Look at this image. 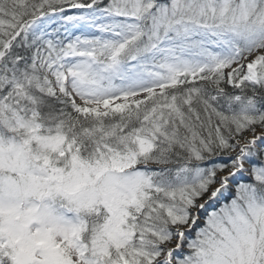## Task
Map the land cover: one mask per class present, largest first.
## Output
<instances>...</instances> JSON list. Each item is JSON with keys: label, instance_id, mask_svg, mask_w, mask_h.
Listing matches in <instances>:
<instances>
[{"label": "snow or ice", "instance_id": "1", "mask_svg": "<svg viewBox=\"0 0 264 264\" xmlns=\"http://www.w3.org/2000/svg\"><path fill=\"white\" fill-rule=\"evenodd\" d=\"M0 264H264V0H0Z\"/></svg>", "mask_w": 264, "mask_h": 264}]
</instances>
